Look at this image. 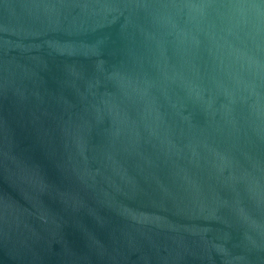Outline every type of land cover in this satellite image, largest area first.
Listing matches in <instances>:
<instances>
[{
    "label": "water",
    "instance_id": "95a60500",
    "mask_svg": "<svg viewBox=\"0 0 264 264\" xmlns=\"http://www.w3.org/2000/svg\"><path fill=\"white\" fill-rule=\"evenodd\" d=\"M0 264H264V0H0Z\"/></svg>",
    "mask_w": 264,
    "mask_h": 264
}]
</instances>
